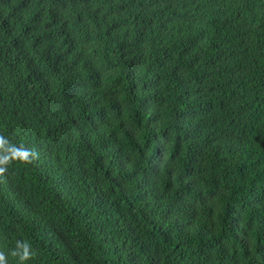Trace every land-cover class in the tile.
<instances>
[{"label": "trees", "instance_id": "16d2710c", "mask_svg": "<svg viewBox=\"0 0 264 264\" xmlns=\"http://www.w3.org/2000/svg\"><path fill=\"white\" fill-rule=\"evenodd\" d=\"M0 137V264H264V0H0Z\"/></svg>", "mask_w": 264, "mask_h": 264}, {"label": "clouds", "instance_id": "9594fccd", "mask_svg": "<svg viewBox=\"0 0 264 264\" xmlns=\"http://www.w3.org/2000/svg\"><path fill=\"white\" fill-rule=\"evenodd\" d=\"M6 141L3 137H0V149L4 148ZM38 153L34 150L27 149L23 146H11L4 152H0V175H3L7 171V166L14 161L21 163H32L38 158ZM27 258V253L25 254Z\"/></svg>", "mask_w": 264, "mask_h": 264}]
</instances>
